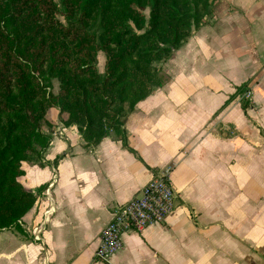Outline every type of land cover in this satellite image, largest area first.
Wrapping results in <instances>:
<instances>
[{
	"label": "crops",
	"instance_id": "crops-1",
	"mask_svg": "<svg viewBox=\"0 0 264 264\" xmlns=\"http://www.w3.org/2000/svg\"><path fill=\"white\" fill-rule=\"evenodd\" d=\"M161 69L165 83L125 119L133 153L113 132L84 148L50 110L49 146L19 178L32 193L46 188L20 230H0V264H91L115 209L167 166L175 210L125 234L110 264H264V0H215Z\"/></svg>",
	"mask_w": 264,
	"mask_h": 264
},
{
	"label": "trees",
	"instance_id": "trees-1",
	"mask_svg": "<svg viewBox=\"0 0 264 264\" xmlns=\"http://www.w3.org/2000/svg\"><path fill=\"white\" fill-rule=\"evenodd\" d=\"M214 1L0 0V230H20L46 188L32 193L19 178L22 164L49 146L50 110L77 127L84 148L113 132L133 153L125 119L165 83L162 65L207 22ZM247 90L248 83L237 95Z\"/></svg>",
	"mask_w": 264,
	"mask_h": 264
},
{
	"label": "built area",
	"instance_id": "built-area-1",
	"mask_svg": "<svg viewBox=\"0 0 264 264\" xmlns=\"http://www.w3.org/2000/svg\"><path fill=\"white\" fill-rule=\"evenodd\" d=\"M242 98L249 101L251 92L247 90ZM57 134L61 135L59 131ZM172 172L171 166L155 171L136 197L115 209L112 219L100 233L91 264H110L111 257L122 249L125 234L140 233L149 226L165 222L177 202L171 183ZM39 233L35 237L37 241L40 240Z\"/></svg>",
	"mask_w": 264,
	"mask_h": 264
},
{
	"label": "rangeland",
	"instance_id": "rangeland-1",
	"mask_svg": "<svg viewBox=\"0 0 264 264\" xmlns=\"http://www.w3.org/2000/svg\"><path fill=\"white\" fill-rule=\"evenodd\" d=\"M145 15L147 16V14H148V11L146 10L145 12ZM98 56H97V59H98V57H100V59H98L97 60V70H99V72H102V69H104V62H105V57H104V54L103 53H98L97 54ZM162 68V67H161ZM161 71H162V74H163V76L165 75V73L163 72V70L161 69ZM53 87H54V91L57 89V83L55 82V81H53ZM257 264H261V260H260V258L258 257L257 258Z\"/></svg>",
	"mask_w": 264,
	"mask_h": 264
}]
</instances>
